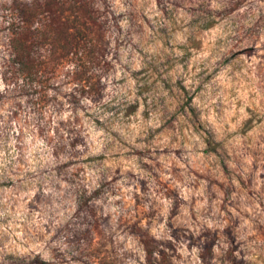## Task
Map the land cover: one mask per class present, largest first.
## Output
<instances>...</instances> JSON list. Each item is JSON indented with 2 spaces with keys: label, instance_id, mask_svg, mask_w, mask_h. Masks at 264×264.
<instances>
[{
  "label": "rangeland",
  "instance_id": "obj_1",
  "mask_svg": "<svg viewBox=\"0 0 264 264\" xmlns=\"http://www.w3.org/2000/svg\"><path fill=\"white\" fill-rule=\"evenodd\" d=\"M48 2L0 0V264H264V0H55L59 54Z\"/></svg>",
  "mask_w": 264,
  "mask_h": 264
},
{
  "label": "trees",
  "instance_id": "obj_2",
  "mask_svg": "<svg viewBox=\"0 0 264 264\" xmlns=\"http://www.w3.org/2000/svg\"><path fill=\"white\" fill-rule=\"evenodd\" d=\"M49 4L46 6L39 5L37 13L44 14L48 13L49 17H51L50 24L47 28L42 30L39 29L41 37L44 39L49 38L51 36V47L53 48L54 53L59 54L60 52L68 53L72 48V23L68 22L63 17V13H57L58 10H55L56 2L55 0H49ZM73 9V13H78L79 10H75V7H71ZM34 14V13H33ZM81 14H78V16ZM30 15H26L28 18ZM92 24H89L87 21H80V32L81 34H90L92 31ZM38 32V30H37ZM52 32V35H50ZM38 34V33H37ZM14 39H12V47L13 53L15 54L16 61L19 64H24L28 60V57L31 55L33 51V30L28 26H20V29L16 30L14 34ZM50 35V36H49ZM38 36V35H37ZM24 71L29 70L32 67H22ZM147 252L151 255L153 252L151 249H148Z\"/></svg>",
  "mask_w": 264,
  "mask_h": 264
}]
</instances>
